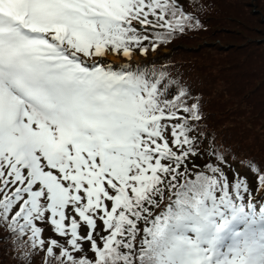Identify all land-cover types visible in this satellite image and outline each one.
Here are the masks:
<instances>
[{
    "label": "snow or ice",
    "instance_id": "1",
    "mask_svg": "<svg viewBox=\"0 0 264 264\" xmlns=\"http://www.w3.org/2000/svg\"><path fill=\"white\" fill-rule=\"evenodd\" d=\"M202 28L184 0H0L8 238L55 264H264V164L148 57Z\"/></svg>",
    "mask_w": 264,
    "mask_h": 264
},
{
    "label": "rangeland",
    "instance_id": "2",
    "mask_svg": "<svg viewBox=\"0 0 264 264\" xmlns=\"http://www.w3.org/2000/svg\"><path fill=\"white\" fill-rule=\"evenodd\" d=\"M214 7L209 29L150 52L148 57L156 58L163 53L159 59L167 56L173 57V62L193 60L192 66L213 77L211 80L206 77V80L216 86V91L211 92L209 107L212 110L210 122L220 133L218 146L226 149L235 146L243 156L257 154L264 164V59L257 64L255 58V55L264 58V0H220V4L214 0ZM133 59L144 61L145 57L137 53ZM106 60L126 63L118 55L110 54ZM232 83H245L246 86L234 89ZM245 94H251L252 99H246ZM234 99L241 103L251 101L247 107L249 112L240 115L239 105L233 106ZM31 259L28 263L23 259V264H38L35 257Z\"/></svg>",
    "mask_w": 264,
    "mask_h": 264
},
{
    "label": "trees",
    "instance_id": "3",
    "mask_svg": "<svg viewBox=\"0 0 264 264\" xmlns=\"http://www.w3.org/2000/svg\"><path fill=\"white\" fill-rule=\"evenodd\" d=\"M218 1L220 4V0H218ZM184 5H185V9L187 12L192 13L193 15L198 16L200 18V20L203 23V28L201 30H198V31L188 32L187 35H185L183 37L191 36L193 34L202 33V32H204V30H207L212 26L210 18H211V14L213 13V10L215 8L214 7V0H184ZM201 5H202V9L197 10ZM179 40H181V38L176 39L171 44H169L167 46H162L161 48H167V47H170L172 45H175L177 43V41H179ZM150 52H153V51H150ZM259 57H257L255 55V58L257 60V62H256L257 64H261V62L264 59L261 55H259ZM162 58H164V59H162ZM162 58L159 59V63L156 64L155 67L156 68H168L173 75L178 74L182 78L184 83L187 84L191 88L192 92L194 94H198L202 98L201 103H202V110H203V113L205 116V119L203 121V125L205 126V132L209 137L214 136L215 144H216V146H218V143H220V140H221L220 135H219L220 133H219L218 127H216L213 123L210 122V113L212 114V112H211L212 110L209 107L211 105V100H209L210 95H212L211 92L216 91V86H214V84H212L211 82H208L206 80V77H208L209 80H211L213 77L209 76L207 73L205 75L204 72L198 71V67L196 68L195 65L192 66L193 60L190 62L188 60H184L182 62H179V61L173 62V61H171L174 59L173 57L165 56ZM258 58H259V60H258ZM194 61H196V60L194 59ZM229 69H226V71L228 72ZM255 80H256V76H255ZM261 85L262 84H260V82H259L258 86H261ZM232 86L234 87V89H236V87H240V88L245 87L246 84L245 83H241V84L232 83ZM250 95L251 94H245L244 96L246 99L251 100L252 98H250ZM215 103H216V101H215ZM232 103L234 104L233 106L239 105V109H241L240 115H243L246 112H249V110H247V107H250L251 101L241 103L238 100L234 99V101ZM232 103H230V104H232ZM221 113H224V112H221ZM228 113H229V111H225V114H228ZM224 125L226 126L225 123H224ZM201 147H204V145H201ZM228 150H230L231 155H234L237 158V162L240 159H251V160H254L258 163H261V161L257 157V154L255 156H252V155H247V156L244 155L243 156V154L241 153V155H240L239 151L236 149L235 146H233L232 148L229 147ZM9 236H10V233L7 231V226L6 225L0 226V264H23V259H20V258L23 257L26 253L29 254V257L27 258V263L30 260H33V259H31L33 256V257H35V260H36L35 262H38V264H40V263H42V264H55V262L52 260H46V256H45L43 251H37V252L32 254V250L30 247H28L26 240L20 242V241L15 240V239L8 238ZM25 248H27V249H25Z\"/></svg>",
    "mask_w": 264,
    "mask_h": 264
}]
</instances>
